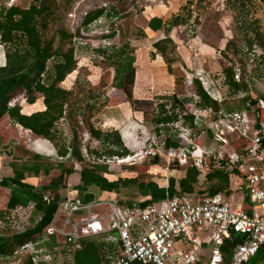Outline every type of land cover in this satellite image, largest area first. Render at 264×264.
Here are the masks:
<instances>
[{
	"label": "rangeland",
	"instance_id": "1",
	"mask_svg": "<svg viewBox=\"0 0 264 264\" xmlns=\"http://www.w3.org/2000/svg\"><path fill=\"white\" fill-rule=\"evenodd\" d=\"M8 1L10 0H0V5L5 7ZM30 1L14 0V6L23 9L29 5ZM187 1L180 7L171 8L168 0H72L71 9L65 16L63 26L75 35L72 47L77 65L76 70L60 84L62 89L72 93L70 102L65 107L66 112L70 113L69 117H64L56 124L53 141L39 140L41 141L40 144L45 145V148L36 145L33 147L32 142L38 138L12 125V123L13 131L9 130V135L4 134L1 129L0 177L9 171L8 165L12 161L19 158H22V161L29 160L37 151H45L48 154V157H44L50 165H58L60 162L56 156L59 150L63 147L78 150L80 159L71 156L70 159L62 162L66 169L73 170L71 176L75 175L76 178H79L81 168L92 165L82 157L81 148L84 144L87 146L88 152L95 158L103 156L111 158L109 155L111 150L120 152L119 149L108 147L105 144H100V142L95 146V140L90 137L87 141L85 134H88V125L104 132L128 129L129 133L134 135L130 138L129 146L134 145L131 142L133 138L142 142L145 133L149 136L154 133L157 135L154 118L160 111L159 102L157 96L152 99L147 95L165 90H159L153 85L145 86L143 82L135 93L137 98L128 102L123 93L111 88L113 67L107 56L111 54L113 49L120 48L122 45H128L134 52L138 49L143 50L142 54L140 50L135 54L137 58L135 65L138 69L137 84L142 79L143 56L151 68L155 69L156 66L154 65L161 67L162 71L158 73V76L165 75V63L159 60L160 64H156V55L152 56L153 52H151L152 40H147L148 36L144 31L147 19L163 7L166 9L164 11L168 12L162 19L170 21L174 16H180L186 22V24L173 29L169 34L175 46L171 53L174 59L172 76L175 79V95H178L181 100L191 99L190 102H192V96L195 92L190 81L200 79L203 84H206V87L212 81L218 96L217 101L223 102L219 107L220 110L228 112L240 110L241 99L244 96L255 98L257 95L263 94L264 51L256 45L251 49L248 48L250 33L257 31L264 36V5L260 0H240L242 5L230 0H205L201 5L192 4L183 10ZM241 7L243 10L238 11V13L236 9ZM99 8L106 9L110 17L103 16L87 28H82L81 23L85 14ZM150 10L151 12H148ZM112 33H114L113 36L109 37ZM157 37L159 41L164 38V35L158 34ZM228 41H230L229 47L225 49ZM230 63L234 64L236 75L238 77L241 75L247 82L248 88L245 93H232L226 86L223 70L229 67ZM47 79L48 77L45 76V83L48 82ZM132 89L133 86L131 92ZM35 98L39 103L42 102L41 95L35 94ZM14 99L17 100L16 105L21 104L23 100L25 101L24 93H19ZM127 102L128 104H125ZM190 102L185 105L188 106ZM124 108L126 117L123 116L121 110ZM112 117L117 120V123L107 124L108 120L106 119ZM110 120L113 122L114 119ZM198 134L204 144L206 141L204 132L199 131ZM122 148L128 149V146L123 145ZM127 151L132 156L133 153H137L135 150L132 153L129 152V149ZM17 164L20 163L17 162ZM99 165L103 166L102 164ZM151 165L152 160L146 159L143 164L136 162L134 165H123L120 172H122L121 175L128 177L135 174L140 178H146L145 180L157 178L155 180L159 184L164 182L166 177L176 179L179 177L178 173L172 172L177 170L175 167L168 174L165 171L161 175L150 176L149 168ZM159 166L164 168L165 164L160 161ZM57 174L59 171L55 166L51 167L47 176L42 174L39 178L40 185L52 186L50 181ZM66 182L65 178L64 183L58 187L61 199L66 198V194L69 192L68 186L72 185ZM199 183L195 185V192L206 187L203 183L201 184V181ZM231 187L233 188V185ZM232 193L233 190H231ZM9 194L10 191L0 188L1 216L5 213ZM124 196L137 198L135 189L128 190ZM198 198L200 197L196 196V199ZM96 212L101 211L97 210ZM3 226L4 228L0 229V237L7 239L20 232L23 227H27L21 219L12 221L11 224L3 223ZM14 247L12 246V249ZM262 258L261 256L259 264H264Z\"/></svg>",
	"mask_w": 264,
	"mask_h": 264
},
{
	"label": "trees",
	"instance_id": "2",
	"mask_svg": "<svg viewBox=\"0 0 264 264\" xmlns=\"http://www.w3.org/2000/svg\"><path fill=\"white\" fill-rule=\"evenodd\" d=\"M204 1L188 0L183 10L192 4L201 5ZM230 1H233V3L239 2V5H242L240 0ZM260 2L264 5V0H260ZM71 3L72 0H31L26 8L11 6L7 9L3 8L0 14V120L7 116L13 124L19 125L34 136L48 142L54 140L56 124L64 117H69L70 114L66 112L65 107L68 106L72 93L62 89L60 84L76 70L77 65L72 47L75 35L63 26L65 16L71 9ZM236 10L237 12L242 11L243 7ZM103 16L110 17V14L104 8L89 11L83 17L81 27L85 29ZM183 24H186V22L180 16H174L170 21L165 22L159 18H152L147 24L150 30L154 32L161 31L164 34L163 39L152 45L154 49L152 56L156 54L162 58L169 75H173L172 65L174 59L171 53L175 49L174 41L169 37V34L173 29ZM113 34L109 37H112ZM250 36L248 48L251 49L256 45L264 51V36L257 31L250 33ZM229 44L230 41L227 42L225 49L229 47ZM4 47L5 51L3 52ZM107 58L113 67L111 88L123 93L126 100L131 102V88L135 79V52L128 45H122L120 48L113 49ZM235 69L234 64H231L223 70L225 84L232 93H245L248 84L241 75L239 80L236 81ZM45 76L48 77L47 83L44 82ZM191 82L195 92L194 95L198 98L196 106L200 109L220 111L219 107L223 102L219 103L217 101L218 96L214 83L210 81L209 86L204 87L200 79H194ZM21 92L24 93L25 101L29 105L36 102L35 94L41 95L45 109L31 115H24L21 113L19 106L9 107L8 104ZM157 98L160 111L154 118L155 126L178 120L180 112L186 106L185 104L191 101V99L181 100L175 95ZM248 100H251L253 104L255 103L253 97L246 95L241 99L242 106L240 110ZM182 118L185 124L194 131L205 132L206 141L204 145L210 149H215L210 141L211 132L206 128V124L211 119L207 112L199 114L196 118L191 115ZM124 129L104 132L88 125V134L100 144L120 150V152L111 150L109 155L124 157L129 153L128 149H123L122 146L127 147L130 144V138L134 136L133 133H129L128 129ZM156 130L159 131V129ZM163 131L167 135L168 130L164 129ZM167 145L173 146L170 140H167ZM79 155V151L75 148L63 147L56 156L60 162L58 165H50L44 157H48L45 151H37L29 160L22 161V158H19L8 165L9 171L0 177V188L10 191L6 210L2 216L0 215V221L11 224L14 221L11 218L13 210L18 207H27L30 203L35 206L30 221L31 225L28 228L8 239L0 237L1 255L8 254L12 250V246L22 244L35 235L42 233L49 225L58 204L62 200L58 187L64 183L65 178L66 183L74 184L76 181V176L68 177L73 173V170L66 169L62 162L70 159L71 156L80 159ZM17 162L20 164H17ZM152 164L159 165V161L155 159ZM53 166L59 171V174L50 181L52 186H35L27 183L28 179L38 180L42 174L47 176ZM175 168H177L176 171L179 177L177 179L174 177L169 178L167 187L163 188L158 183L150 179L145 180L146 178H140L135 174L132 177L115 175L110 173L105 166L90 165L81 168L79 171L80 185L78 186V193L95 187L102 193L117 195L116 203L124 207H144L163 202L166 198L174 196L186 198L197 194L195 185L200 181L201 184L203 183L207 187L206 194L229 193V179L227 174L222 171L212 170L205 175H200L193 167L176 166ZM132 189H135L137 198L125 197L124 194ZM198 193L205 194L204 192ZM46 194L52 196V201L49 203L43 201V196ZM78 196L81 199V196ZM231 236L233 240L226 241L225 247L222 248L225 252H229V247L233 244L241 242V237L237 236L235 232L232 231ZM102 246L95 240L84 239L81 242V248L75 252L72 263L65 264H100ZM261 256L264 260V247L247 264H259ZM24 264L33 263L28 258L24 261Z\"/></svg>",
	"mask_w": 264,
	"mask_h": 264
},
{
	"label": "built area",
	"instance_id": "3",
	"mask_svg": "<svg viewBox=\"0 0 264 264\" xmlns=\"http://www.w3.org/2000/svg\"><path fill=\"white\" fill-rule=\"evenodd\" d=\"M11 6L14 0L5 7L0 5V14ZM235 79L239 77L235 75ZM192 98L178 120L156 126L158 136L145 133L142 142L133 139L134 145H128L130 153L137 151L133 156L95 158L84 144L82 157L92 165L102 164L109 172H119L123 165L143 164L146 159L163 162L167 171L176 166L193 167L200 175L222 171L237 189H245L253 205L251 214L235 209L225 193L206 194L207 187L198 199L174 196L144 207H124L115 201L87 203L68 193L43 232L16 245L8 254H0V264H24L28 258L33 264L72 263L84 239L103 245L100 264H247L264 247V93L254 98V104L248 100L241 110L228 112L200 109L196 106L198 98ZM8 106H16V101ZM205 112L211 118L206 128L214 150L206 147L198 132L182 118H196ZM85 136L88 141L90 135ZM167 140L173 146H168ZM43 201L51 202L52 196L44 195ZM34 206L30 203L11 212L14 221L26 223L20 232L31 225ZM194 229L207 231V240L193 235ZM232 231L241 242L225 252L222 248L233 240Z\"/></svg>",
	"mask_w": 264,
	"mask_h": 264
},
{
	"label": "crops",
	"instance_id": "4",
	"mask_svg": "<svg viewBox=\"0 0 264 264\" xmlns=\"http://www.w3.org/2000/svg\"><path fill=\"white\" fill-rule=\"evenodd\" d=\"M187 0H168V3H169V6L171 8H176V7H180L182 6ZM166 10L164 7L163 9H158L156 12V14L154 15H151L147 21L145 22V28H144V31H145V34L146 36H148V39H151V47L152 45L158 41V34H163V32L161 31H157V32H154L152 30H150L148 27H147V24L148 22L152 19V18H159L161 19L163 22H165L166 20L162 19V17H165L167 12L168 11H164ZM148 12H151L148 11ZM164 35V34H163ZM155 38V39H153ZM141 51V54L143 53V50L141 49H138L136 50L135 54L137 53V51ZM151 52L154 53V49L152 48L151 49ZM156 55V54H155ZM156 64H160L159 63V60L163 61L162 58L159 56V55H156ZM137 59V58H136ZM143 63H144V69L142 70V79L141 81L137 84L136 82V74H137V68H136V65L135 66V79H134V85H133V89H132V100H134L136 97L135 93L137 92V88L140 87L141 83L144 82L143 85L147 86V85H153L154 87H157L159 90H165L164 92H160V93H152V94H148L147 96H150L152 99L153 97L157 96V97H171L172 95H175V79H173V76L172 75H169L166 71V74H161V76H158V73H160L162 70H161V67L157 66V65H154L156 66L155 69L151 68L149 66V64L146 62V59L145 57L143 56ZM154 63V61H153ZM157 69V70H156ZM164 75V76H163ZM140 96V95H139ZM177 98H179L178 95H175ZM15 100V99H14ZM17 102V100H15ZM125 104H128L125 103ZM125 104H122V105H125ZM16 106H19L21 108V113L24 114V115H31L32 113H35V112H38V111H43L45 109L44 105H43V102L39 103L38 101H36L34 104L32 105H29L27 104L24 100L21 104H18ZM120 108H122L121 106H119ZM122 112H123V116H127V114L125 113V108L124 109H121ZM110 119H114L113 122H110L111 120ZM108 120L107 121V124H112V123H117V120L115 118H108L106 119ZM105 120V121H106ZM11 121L9 120V118L7 116L3 117L1 120H0V130L2 129L4 131V134H7L9 135V130L10 131H13L12 130V126H11ZM12 125L14 126H17L18 128L24 130L22 127H20L19 125H16V124H13ZM105 126V124H104ZM103 126V128H104ZM24 131H27V130H24ZM33 135V134H32ZM34 136V135H33ZM36 137V136H34ZM38 139L34 140L32 142V145L34 147V145L36 146H40V148L44 147L45 148V145L43 144H40L41 141L39 140H42L40 139L39 137H37ZM94 140V139H93ZM96 141V140H95ZM9 144V143H8ZM42 146V147H41ZM207 147V146H206ZM39 148V147H38ZM37 150H40V149H37ZM121 171V170H120ZM119 171V172H120ZM166 171V174H168V172L170 171H167L165 170V166L164 168L160 167L159 165H151L150 168H149V174L150 176H153V175H161L162 173H164ZM174 172L175 174L177 173L176 170L172 171ZM110 173H113L115 175H121L122 172L118 173V172H110ZM70 175H68V177H70ZM73 176V175H72ZM75 176V175H74ZM79 176V175H78ZM121 176H126V175H121ZM228 176V175H227ZM171 178V177H170ZM114 179V178H113ZM157 179V178H155ZM155 179H150L151 181H154L157 183V180ZM169 179V177H166L165 180H163L164 182L162 183H158L160 185V187H163L165 188V186L168 185V182L167 180ZM229 179V177H228ZM39 179L38 180H35V179H28L27 180V183L29 184H32V185H35V186H41L40 183H39ZM70 184V183H68ZM80 185V182H79V178L77 177L76 178V181L74 182V184L68 186L69 187V196L70 197H73V196H77L79 197L78 195L81 196V199L83 202H87V203H96V202H99V201H117V195L115 194H106V193H102L100 192L97 188L95 187H91V188H88L86 190H83L82 193H78V186ZM233 184L230 182L229 180V193H225L226 194V197L228 199H230L233 207L235 209H244L246 212H248L249 214L252 213V208H253V205L251 204L250 200H249V197L247 196L246 194V191L245 189H243L241 187V189H237L236 186L233 185V188L231 187ZM5 189V188H3ZM7 191H9L8 189H5ZM231 190H233V193L231 194ZM201 192V191H199ZM67 193V194H68ZM66 194V195H67ZM10 195V194H9ZM196 196L199 197V193L197 192V194H193L191 195V197L195 198L196 199ZM65 197V196H64ZM9 198V196H8ZM8 198H7V201H8ZM80 198V197H79ZM236 198V200H235ZM193 235H196L198 236L199 239L201 240H207V235H209V233L206 231L204 233H201L197 230L194 229L193 231ZM207 244H204V246H206Z\"/></svg>",
	"mask_w": 264,
	"mask_h": 264
},
{
	"label": "bare ground",
	"instance_id": "5",
	"mask_svg": "<svg viewBox=\"0 0 264 264\" xmlns=\"http://www.w3.org/2000/svg\"><path fill=\"white\" fill-rule=\"evenodd\" d=\"M28 133H30L29 131H27Z\"/></svg>",
	"mask_w": 264,
	"mask_h": 264
}]
</instances>
